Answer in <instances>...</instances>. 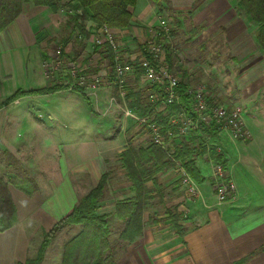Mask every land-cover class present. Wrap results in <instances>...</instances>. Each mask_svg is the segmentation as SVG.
Here are the masks:
<instances>
[{
  "label": "crops",
  "instance_id": "obj_1",
  "mask_svg": "<svg viewBox=\"0 0 264 264\" xmlns=\"http://www.w3.org/2000/svg\"><path fill=\"white\" fill-rule=\"evenodd\" d=\"M195 1L169 0L177 10L191 7ZM66 9L69 10L63 6L53 11L26 2L21 14L0 32V150L10 151L24 162L25 155L28 156L25 152V117L32 121L40 130L43 153L30 159L35 161L36 169L39 167L43 171L31 177L45 175L42 179L50 186L43 191L44 183L36 178L38 190L32 194L10 187L18 219L11 228L0 231V264L25 262L30 257L31 234L36 230L35 226L47 229L69 214L79 201L75 197L77 192L91 184L90 181L96 179L97 184L107 172V160L116 152L120 141L127 138L130 130L133 133L139 130L134 124L135 119L126 115L125 102L111 96L110 87L86 91L94 131L89 139H67L60 129L72 125L63 123L57 110H51L45 116L40 111L38 115L42 118L32 114L34 108L41 110L47 106L50 109L47 99L57 102L65 97L60 93L67 90L21 95L14 102L8 100L20 90L51 86L43 67L42 45L62 35ZM131 10L132 24L112 30L122 45L134 49L138 41L143 43L150 36L149 28L157 26L162 16L152 0H138ZM85 25L90 35L83 39L81 49L90 56L92 52L96 54L93 44L97 27L90 20H86ZM76 34L72 33L73 40ZM70 50L71 45L67 48L68 52ZM121 104L124 107H120ZM245 120L250 132L248 141L220 133L212 135V144L208 147L225 156L226 171L236 187L233 197L225 202L218 200L214 178L217 161L207 154L196 155L197 167L204 178L201 183L195 181L197 195L190 197L186 191V197L180 195L166 204L170 207L180 202L178 211L187 214L184 220L177 222L181 233L169 213L149 220V214L145 212L143 234L127 246L116 264H264V140L258 139L264 137V131L259 130L258 136V132L250 127L256 120L249 116ZM38 142L40 144V140ZM59 169L65 176L60 183L55 178ZM179 177L177 169L172 167L158 174L155 182L163 187L174 183L178 186ZM245 257V261L238 263Z\"/></svg>",
  "mask_w": 264,
  "mask_h": 264
},
{
  "label": "rangeland",
  "instance_id": "obj_2",
  "mask_svg": "<svg viewBox=\"0 0 264 264\" xmlns=\"http://www.w3.org/2000/svg\"><path fill=\"white\" fill-rule=\"evenodd\" d=\"M238 2L239 0H196L191 7L184 10L173 8L170 2L160 7L159 16L167 19L172 26V31L166 43L167 57L172 68L176 70L181 77V81L186 83L187 86L198 87L204 85L207 94L212 96L213 100L227 102L230 105L236 103L242 106L245 123L246 117H252L256 120V122L253 121V125H250L252 130L254 132L264 131V51L256 42L257 24L239 7ZM63 6L66 7L64 3ZM69 13V10L66 9L67 18L65 17L62 23V35L59 38L45 41L43 45L41 44L43 50L52 54L58 46L63 45L66 48V52H68L67 48L71 45L72 50L68 52L69 55L73 54L76 57L82 55L83 64L89 65L91 61L92 68L104 69L107 67L108 69L109 60L103 57L104 51L101 48L95 47L94 44V46L92 45L96 48L94 50L96 54L92 52L94 54L93 58L91 57L92 53L90 56H86V52L83 53L82 49H77L75 41L70 38L71 34L67 23L70 17ZM141 48L142 43L139 41L134 49L127 45H122V53L125 59L128 60L133 54L140 52ZM61 89L69 90L68 93L67 91L60 93V95L65 96L64 98L57 100V102L47 99L51 104L50 109L47 106H44L41 110L34 108L32 114L42 118V116L38 115L40 111L45 116L51 110H57V114H60L63 118V123L72 125L69 128L62 127L60 129L67 139H89L91 134L94 135V131L91 126L92 120L88 103L80 92L68 88ZM110 89L111 96L123 103V96L120 90L114 87H110ZM131 91L144 92L145 100L149 101L146 95V85L139 76L136 79L131 78L129 81L124 96L125 98L127 96L128 99L126 98V101L128 104L133 102V96L129 97L128 95ZM70 94L71 96H69ZM121 106L124 107L123 104ZM46 122L49 123L50 121L46 120ZM134 122L136 128L139 127L137 133H133L130 130L127 138H123L118 144L116 152L111 159L107 160L108 185L99 212L101 214H109L108 221L112 231L111 238L114 241L118 239L119 232L123 228L121 220L115 215L116 202L119 199L134 195L131 191L132 185L127 175V169L121 161L120 154L122 151L119 152L118 150L124 147L139 149L147 146L152 141L151 133L146 128L140 127L136 121ZM25 123L27 125L24 137L25 152L28 156L25 155L24 162L18 160V164L16 167L13 166L12 169H18L23 176L31 177L36 172L43 171L39 167V170L36 169L35 161L30 159V157L38 158L42 155L43 151L41 149L43 145L42 140L39 139L40 130L38 126H35L26 117ZM35 135L38 137H35ZM213 137L206 131L193 133L190 136L196 146L200 145L202 147L211 146ZM258 139L264 140V137L261 136ZM38 140H40V144ZM6 172V156L0 150V174H5ZM57 173L59 175L56 174L55 178L60 183L65 179L64 171L62 172L59 169ZM44 176L40 174L34 176L35 179L37 178V180L44 183L42 186L43 191L48 190L50 187L45 180L43 181L42 178ZM95 176L97 177V173ZM90 183L77 192L75 197L80 199L82 193H85L88 189L91 190L97 185L96 179L93 182L90 181ZM177 184L178 186L174 183L163 187L158 185L153 178L148 179L144 213L147 212L149 214V220L156 219L158 215L165 212L169 213L173 220L175 219L177 222L185 219L184 215L178 211L180 202L172 204L170 207L166 206L169 201H173L174 198L180 195L186 197L187 193L182 180L179 179ZM35 229L31 234L30 257L36 256L43 240L44 231L50 230L51 227L48 226L45 229L35 226ZM80 229L79 225H69L58 232L46 252L44 260L46 264H62L65 243L75 236Z\"/></svg>",
  "mask_w": 264,
  "mask_h": 264
},
{
  "label": "trees",
  "instance_id": "obj_3",
  "mask_svg": "<svg viewBox=\"0 0 264 264\" xmlns=\"http://www.w3.org/2000/svg\"><path fill=\"white\" fill-rule=\"evenodd\" d=\"M138 0H0V32L13 22L22 12L26 2L35 5L46 6L53 11L66 5L71 10L68 25L70 34L77 32L74 39L77 49L83 48V39L88 38L90 33L86 28L85 21L90 20L96 27L107 25L111 28H125L132 24L133 13L131 8ZM157 6L166 5L169 0H152ZM66 2V3H65ZM246 14L257 24L256 42L264 51V0H239ZM71 38V36H70ZM104 47H107L106 45ZM44 56L46 52L43 51ZM103 57L112 61V50L105 49ZM98 68L94 69L97 70ZM187 84L181 81L179 90L184 92ZM62 90L59 86H48L42 89L30 91H18L8 100L14 102L21 95H45ZM84 100L89 104L88 95L83 89H76ZM144 92L131 91V107L138 111L151 109V104L144 98ZM182 104L189 108L188 97L182 95ZM146 107V108H145ZM170 108L176 109L173 105ZM204 131L211 135L216 133L210 127ZM198 150H197V148ZM7 163V172L0 174V231H5L16 224L18 219L17 207L14 202L10 187L13 186L32 194L38 190L36 181L30 176H23L18 169H12L18 164L16 156L8 150H4ZM207 154L211 159L226 166L225 156L215 148L196 146L190 138L179 144H172L169 150L150 142L147 146L139 149L127 147L121 152V161L127 169V175L131 181L133 196L119 199L116 202L115 215L123 224L116 241L111 238V227L108 221L109 214L99 212L101 202L104 199L109 173H104L95 187L83 195L71 212L62 217L50 230L44 231L43 240L38 248L36 256L29 257L25 262L17 264H42L46 252L53 238L64 227L79 225L80 231L68 240L64 245L62 264H116L120 253L126 251L127 246L137 240L144 230V210L147 198L146 183L148 179L156 180L158 174L175 166L179 161L198 183L204 178L197 167L195 156ZM181 233L177 220H173ZM252 253L251 255H253ZM246 257L240 260L241 263Z\"/></svg>",
  "mask_w": 264,
  "mask_h": 264
},
{
  "label": "built area",
  "instance_id": "obj_4",
  "mask_svg": "<svg viewBox=\"0 0 264 264\" xmlns=\"http://www.w3.org/2000/svg\"><path fill=\"white\" fill-rule=\"evenodd\" d=\"M172 26L162 17L157 26L149 28L150 36L142 43L137 56L125 59L122 53V44L111 27L102 25L94 32V45L102 51L112 50V61L108 69L94 70L83 64L82 57L69 55L63 45L45 56L43 67L51 86L56 85L70 90L100 89L114 87L120 90L126 104L125 113L131 116L140 125L146 128L152 136L153 143L169 150L172 144H179L190 139L193 133L204 131L210 127L216 134L229 133L240 141H248L250 132L244 121L243 107L238 104L230 105L227 102L213 100L207 94L204 85L186 86L180 92L181 77L172 68L167 57L166 43ZM107 47H104V46ZM102 58V55H101ZM139 76L145 83L148 102L151 109L139 112L127 103L125 93L131 78ZM188 97L189 108L182 104L181 97ZM177 106L176 109L170 106ZM175 168L179 178L190 197L197 195L195 180L189 175L185 167L176 161ZM215 190L220 202L231 199L236 192L235 184L226 171V167L215 162L214 170ZM184 217L187 214L184 213Z\"/></svg>",
  "mask_w": 264,
  "mask_h": 264
}]
</instances>
